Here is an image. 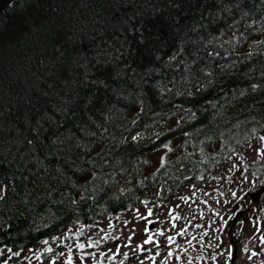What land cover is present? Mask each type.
<instances>
[{
	"label": "trees",
	"instance_id": "1",
	"mask_svg": "<svg viewBox=\"0 0 264 264\" xmlns=\"http://www.w3.org/2000/svg\"><path fill=\"white\" fill-rule=\"evenodd\" d=\"M262 131L264 0L0 11V251L119 215L151 189L165 202ZM165 149L154 173L138 167Z\"/></svg>",
	"mask_w": 264,
	"mask_h": 264
},
{
	"label": "rangeland",
	"instance_id": "2",
	"mask_svg": "<svg viewBox=\"0 0 264 264\" xmlns=\"http://www.w3.org/2000/svg\"><path fill=\"white\" fill-rule=\"evenodd\" d=\"M262 137L227 160L210 182L188 186L165 203L155 202V190L121 215L105 216L90 228L68 227L24 252L21 264H264V198L251 200L262 184L244 170L246 163L264 160ZM165 154L151 155L138 167L153 173ZM4 191L0 182V197ZM244 209L249 214L230 232L228 225Z\"/></svg>",
	"mask_w": 264,
	"mask_h": 264
},
{
	"label": "water",
	"instance_id": "3",
	"mask_svg": "<svg viewBox=\"0 0 264 264\" xmlns=\"http://www.w3.org/2000/svg\"><path fill=\"white\" fill-rule=\"evenodd\" d=\"M14 0H0V11L4 10Z\"/></svg>",
	"mask_w": 264,
	"mask_h": 264
},
{
	"label": "snow or ice",
	"instance_id": "4",
	"mask_svg": "<svg viewBox=\"0 0 264 264\" xmlns=\"http://www.w3.org/2000/svg\"><path fill=\"white\" fill-rule=\"evenodd\" d=\"M262 139H264V137H262ZM149 215H151V212L149 213ZM178 219V217H175ZM169 240L172 241V238L169 237ZM151 242V237H149V239L147 241H145V243H150ZM81 247H83V245H81ZM169 255H171V253H169ZM69 264H71V262H69Z\"/></svg>",
	"mask_w": 264,
	"mask_h": 264
}]
</instances>
